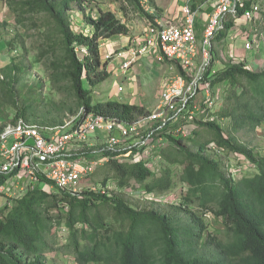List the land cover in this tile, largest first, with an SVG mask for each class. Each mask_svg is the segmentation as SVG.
<instances>
[{
    "label": "trees",
    "instance_id": "16d2710c",
    "mask_svg": "<svg viewBox=\"0 0 264 264\" xmlns=\"http://www.w3.org/2000/svg\"><path fill=\"white\" fill-rule=\"evenodd\" d=\"M142 1L123 0L121 11L140 9ZM145 1L154 6L153 0ZM86 2L5 0L16 29L5 41L7 51L18 48L25 57L34 51L33 62L42 63L51 88L72 98L76 110L84 108L85 114L134 123L150 112L143 106L113 100L92 102V89L110 76L100 44L113 36H127L129 28L110 10L86 11ZM256 2L264 4V0ZM242 11L237 10L236 17ZM76 12L83 22L77 30ZM7 27L6 21H0V40ZM232 28L231 20L216 41L225 39ZM81 47L86 51L80 59L76 50ZM164 61L184 76L179 65ZM27 71V66L14 59L0 68V131L18 118L39 126L63 123L64 109L39 98L41 83L16 89ZM220 83H226L228 89L218 113L207 110L193 122L168 123L152 135L153 140H167L154 153L161 158L157 170L144 160L120 162L129 151L117 150L104 151L106 162L92 174L102 178L97 183L113 180L121 191L138 185L146 195L166 197L178 189L177 202L163 211L139 210L115 193L92 190L91 186L82 187L77 194L29 189L0 208V264H54L47 255L55 252L69 255L75 264H264V155L254 154L235 138L264 122V70L255 72L242 61H229L210 86ZM8 108L15 111L9 120ZM67 111L74 112L71 107ZM54 112L61 116H51ZM215 116L229 120L227 132L210 120ZM179 128L185 129V137L174 136ZM205 133L208 139L204 140ZM211 143L226 156L243 157L256 172L232 177L220 156L207 151ZM179 167L181 171L175 172ZM7 178L0 174V186ZM62 207H67L66 213L61 212Z\"/></svg>",
    "mask_w": 264,
    "mask_h": 264
},
{
    "label": "built area",
    "instance_id": "2783aa9c",
    "mask_svg": "<svg viewBox=\"0 0 264 264\" xmlns=\"http://www.w3.org/2000/svg\"><path fill=\"white\" fill-rule=\"evenodd\" d=\"M212 1L214 8L207 17L199 38L195 33V12L189 4H185L181 8V19L177 23L165 25L157 20L149 21L146 30L138 38L117 51L103 55V60L107 63L113 59L118 62V68L114 71L116 77L124 76L144 57L168 60L183 69L184 76L177 73L172 78L163 80L157 107L147 116L134 123H124L93 113L85 114L84 108H80L76 115L69 116L68 120L57 126H39L25 122L21 118L2 126L0 174L8 178L0 186V194L9 199L22 195L29 189H40L46 193L60 190L77 194L82 190V181L106 162L107 159L102 157V153L119 150L117 145L121 139L135 138L136 141L134 147L122 149L129 152L120 158V162L144 160L150 169L157 170L154 163L161 158L156 155L152 160L149 156L155 153L159 146L167 144V140L159 138L155 140L156 144H148V141H154L152 135L168 123L179 120L193 122L202 110L207 111L214 106L216 98L212 92L213 87L209 81L202 80V77L214 73L211 67L216 60L214 52L216 37L231 20L233 23L241 20L245 24H251L261 11L256 0ZM245 4L249 5L245 7ZM241 8H243L241 15L236 17L237 10ZM229 32L233 33V28ZM229 32L227 35L231 34ZM237 35L242 38L244 51L255 49L251 29L231 38L229 35L223 42L226 40L231 42ZM79 51L83 56L86 49L81 47L76 50L77 53ZM118 90L120 91V88ZM196 90L203 91L205 102L195 100ZM201 104H204L205 109H202ZM149 124L153 127L147 128ZM174 136L185 137V129H177ZM91 138L103 140L104 145L97 151H91L89 149ZM132 148H136L137 151L131 152ZM207 151L220 156L233 177V170L226 161L229 157L225 155V151L214 143L207 146ZM11 177L14 179L13 182L6 186ZM110 185L111 182L108 180L104 184L97 183L91 186V189L109 192ZM66 211L67 207L61 208L62 213Z\"/></svg>",
    "mask_w": 264,
    "mask_h": 264
},
{
    "label": "rangeland",
    "instance_id": "374dc122",
    "mask_svg": "<svg viewBox=\"0 0 264 264\" xmlns=\"http://www.w3.org/2000/svg\"><path fill=\"white\" fill-rule=\"evenodd\" d=\"M85 3L87 8L86 11L90 10L94 14H96L97 9L100 8L102 10H110L116 14L118 18H120L123 22H129L130 26L134 28V30H142L143 32L147 28V24L149 21H153L154 19H150L149 17H146L144 15V12L149 14L146 10H151L153 6H150L148 2L142 1L140 5V9H134L132 7H126L125 12L121 11V5L123 0H86ZM260 5V13L257 17V19L252 22L251 24H245L243 21L239 20L235 23H233V26H235V29L237 30L236 33L233 32L230 34L229 38H231L233 35L239 34L238 32H247L251 29V34L254 36L255 39V49L251 51H244L243 49V42L242 38L237 35L234 40L231 42H226L223 40L220 42L215 41L214 42V52L216 60L213 63L211 70L214 72L212 74L209 73L208 77L205 74L203 75L202 80L211 81L217 73H219L225 64H227L229 61H242L244 62L251 70L255 72H260L264 70V4L259 3ZM155 7V5H154ZM141 10V11H139ZM77 13V12H76ZM75 13L76 20L78 19L79 23L75 22L74 29L77 30L78 27L81 26L83 22L81 14L78 15V13ZM150 15V14H149ZM152 16V15H150ZM0 21H6L8 24V27L6 28V31L2 35V40L6 41L11 39L13 33L16 31L14 28V20L13 16L9 13L5 6V0H0ZM77 28V29H76ZM21 32V30H19ZM235 41H237L235 43ZM30 40H28L29 44ZM79 53V54H78ZM77 53L78 57L81 59L82 54L79 51ZM10 59H14L16 62L20 61L25 66H27L28 71L25 72L20 76L19 83L16 86V89H20L21 87L26 86L27 84H33L34 82L41 83L42 89L40 90L39 98H45L46 100H51L56 105L58 104L61 106V109H64L65 114L61 117L62 121H66L69 119V116H74L77 114L78 110H76L75 102L72 98H67L63 94L57 93L55 90H53L50 86V83L48 82V74L45 70L42 63L35 64L33 62L34 55L36 54L34 51L30 52L28 55L23 54L21 50L16 48L15 51L9 53ZM112 69V68H111ZM113 71V70H112ZM110 70V76L101 84H98L92 89L91 92V98L92 102H104L107 100H110L113 98L112 96L116 95L119 98H123V95L130 90V88L138 89V85H140L139 91L140 94L144 96L146 99L145 107L149 112H152L156 109L158 104V98L159 94L163 88V80L167 78H172L177 72L175 71V68L166 63L164 60L160 61L156 58H148L144 57L141 58L137 63H135L131 68L130 72L126 75L122 76H115V72L112 73ZM201 80V81H202ZM84 85L86 88L88 86L84 82ZM120 87V91L118 88ZM228 89V86L226 83H220L212 88V92L215 96V102L214 106L208 110L210 114L218 113L222 108V103L224 100V95L226 93V90ZM25 90V89H24ZM118 90V91H117ZM194 98L197 102H200L203 100V91L202 90H196L194 93ZM115 99V98H113ZM114 101V100H113ZM57 105V106H58ZM202 109H205L204 104L202 105ZM72 108L74 110L73 114L68 113L67 108ZM6 115L8 116V120L11 119L15 111L12 108L6 109ZM206 110H202L200 114L197 115V119L200 118L199 115L205 114ZM51 116H61V114H56V112L52 113ZM199 116V117H198ZM196 120V119H195ZM212 120L216 122L224 132H227V129L229 127V120L227 119H221L219 117H214ZM2 121H0L1 125ZM193 126V125H192ZM191 126V127H192ZM153 125L149 124L147 128H152ZM188 129H191L188 127ZM202 138L208 139V134H202ZM235 138H237L242 144L247 146L249 149H251L254 154L263 156L264 155V122L256 128L254 131L250 132H244L241 131L237 135H235ZM136 141L135 138L129 139V140H120L119 144L117 145V149H130L131 147H134V142ZM91 147V151L98 150L101 146L104 145L103 140L94 139L91 138L89 141ZM156 141H148V144H156ZM188 147H190L192 150H196V147L191 145V143L187 144ZM152 160L156 155L152 153V155L149 156ZM228 160H226L230 166V169L233 170L232 175L234 178H240L242 176H250L251 174H254L256 172V169H254L251 165H249L246 160L243 157L230 154L228 156ZM157 165V169L161 165V160H158L154 163ZM181 167L177 168L175 172H180ZM20 177V175H19ZM16 177L17 179L19 178ZM102 178H97L94 175L88 176L84 181H82L81 186H92L94 183H97V181H100ZM13 178L11 177L7 182L6 186H9L13 182ZM111 185L109 186V192L115 193L116 195L120 196L128 205L135 209H155L158 211H163L167 208L168 204H172L177 202V199L179 197V190L177 189L174 193L167 195L166 197L162 196H146L144 194L143 190L138 186L135 185V188L133 190H118L116 188V185L113 180H110ZM113 183V186H112ZM111 187V188H110ZM9 200L8 197L4 196L3 194H0V208ZM207 220L212 224V216L206 215ZM211 230V226H210ZM47 258L54 262V264H75L71 257L64 252H55L47 255Z\"/></svg>",
    "mask_w": 264,
    "mask_h": 264
},
{
    "label": "crops",
    "instance_id": "0c3cea01",
    "mask_svg": "<svg viewBox=\"0 0 264 264\" xmlns=\"http://www.w3.org/2000/svg\"><path fill=\"white\" fill-rule=\"evenodd\" d=\"M153 1L155 7L153 6L152 9L149 11L147 10V12L150 15H152L154 20H157L165 25H171L177 23L181 19L182 6L185 4H189L191 9L195 12V33L198 38L202 35L203 25L207 17L211 14L214 8V3L212 0H153ZM75 22L79 23L78 19ZM126 25L129 28V34L127 36L117 35L109 39L103 40L101 42L100 52L102 58L104 54L117 51L118 49L127 46L131 41L142 35L141 32L142 30H140V34H139L138 33L139 30L138 31L134 30V28L130 26L129 22H127ZM236 31L237 30L235 29V26H233V32L236 33ZM229 35H227L226 39H228ZM236 42L237 41H235V43ZM9 62H10V54L7 51L5 41L0 40V68L6 66ZM235 62H238V59ZM116 68H118V62L116 60L113 59L112 61L107 63V71L113 70L112 73H114ZM129 72L130 70H128L126 74ZM138 86L140 87V85ZM139 87H137L138 89H136V92L134 87L130 88V90L123 95L122 99L114 95L112 97L115 99L111 98L110 100H114L125 104L143 106L145 105V103H147L146 102L147 98H144V96L139 93V91H141Z\"/></svg>",
    "mask_w": 264,
    "mask_h": 264
}]
</instances>
